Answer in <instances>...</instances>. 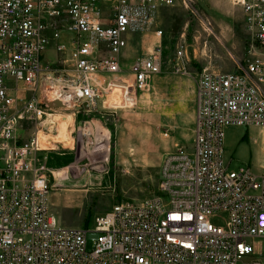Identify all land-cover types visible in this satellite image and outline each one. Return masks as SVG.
Masks as SVG:
<instances>
[{
  "label": "built area",
  "instance_id": "obj_1",
  "mask_svg": "<svg viewBox=\"0 0 264 264\" xmlns=\"http://www.w3.org/2000/svg\"><path fill=\"white\" fill-rule=\"evenodd\" d=\"M177 1L0 0V264H263L254 245L264 237V175L231 168L223 152L228 127L264 129V0H230L250 34L244 64L199 74L192 140L162 154L153 194L80 227L63 226L49 207L42 122L55 107L100 116L134 108L161 72V47L131 63V78L118 76L120 56L131 32ZM52 46L72 67L66 79L48 76ZM184 58L180 44L177 69ZM25 122L37 132L19 140Z\"/></svg>",
  "mask_w": 264,
  "mask_h": 264
},
{
  "label": "rangeland",
  "instance_id": "obj_2",
  "mask_svg": "<svg viewBox=\"0 0 264 264\" xmlns=\"http://www.w3.org/2000/svg\"><path fill=\"white\" fill-rule=\"evenodd\" d=\"M153 22L129 34L120 56L122 73L118 76L131 78V63L161 47V72L150 78L134 108H117L100 116L80 108L55 107L56 116L51 119L55 125L47 127L49 121L42 122L45 126L38 139L43 133L57 135L61 124L68 130L63 143L40 141L47 149L37 153L49 170L50 210L63 226H87L118 202H139L153 194L162 154L179 146L173 145L174 136L183 138L194 129V89L199 74L203 70L231 72L237 64H244L250 34L241 8L230 0H178L173 7L160 8ZM70 37L62 28L66 45ZM180 44L186 48L181 70L176 68ZM44 62L55 81L73 74L53 46L46 50ZM35 132L34 124L25 122L16 136L25 140ZM259 163L264 165L262 154L251 162L232 159L229 166L256 170ZM87 247L91 248L90 240ZM254 251L264 264V237L255 241Z\"/></svg>",
  "mask_w": 264,
  "mask_h": 264
},
{
  "label": "crops",
  "instance_id": "obj_3",
  "mask_svg": "<svg viewBox=\"0 0 264 264\" xmlns=\"http://www.w3.org/2000/svg\"><path fill=\"white\" fill-rule=\"evenodd\" d=\"M194 127V123H193ZM193 137V131L191 128L187 134L181 138L180 136H174L173 145H185L189 144ZM224 159L232 162V159L238 161L251 162L254 156L262 154L264 156V129H260L255 126L241 127L231 126L225 131L224 137ZM235 157V158H234ZM256 170L252 171L258 175H264L263 164H258Z\"/></svg>",
  "mask_w": 264,
  "mask_h": 264
},
{
  "label": "bare ground",
  "instance_id": "obj_4",
  "mask_svg": "<svg viewBox=\"0 0 264 264\" xmlns=\"http://www.w3.org/2000/svg\"><path fill=\"white\" fill-rule=\"evenodd\" d=\"M116 90V89H115ZM115 90H114V92H115ZM115 100H116V98H114ZM54 116H56V115H54ZM54 116H52V118L54 117ZM52 118H50V119H46L45 120V122L46 121H49V124L47 125V126H53V125H55V124H53V122L52 121H54V120H51ZM57 122H59V121H57ZM57 122H55V123H57ZM65 122V121H64ZM52 124V125H51ZM57 127V126H56ZM58 128V127H57ZM60 130H59V132H58V134L57 135H51V134H49V133H43V132H41V133H43V135H40L41 137L39 138V142L40 141H42V143L43 144H49V143H52V142H60V143H63V141L65 142V137H66V135H67V132H68V130H67V127H66V125H63V124H61L60 125V128H59ZM41 139V140H40ZM100 143V142H99ZM102 143V142H101ZM98 145V144H97Z\"/></svg>",
  "mask_w": 264,
  "mask_h": 264
}]
</instances>
